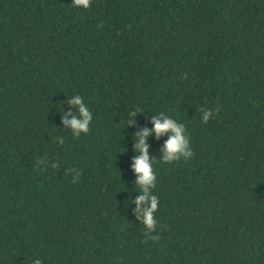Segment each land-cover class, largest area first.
Instances as JSON below:
<instances>
[{
  "label": "trees",
  "instance_id": "trees-1",
  "mask_svg": "<svg viewBox=\"0 0 264 264\" xmlns=\"http://www.w3.org/2000/svg\"><path fill=\"white\" fill-rule=\"evenodd\" d=\"M71 2L0 0V264H264V0ZM161 112L193 156L147 138L148 230L133 137Z\"/></svg>",
  "mask_w": 264,
  "mask_h": 264
},
{
  "label": "clouds",
  "instance_id": "clouds-1",
  "mask_svg": "<svg viewBox=\"0 0 264 264\" xmlns=\"http://www.w3.org/2000/svg\"><path fill=\"white\" fill-rule=\"evenodd\" d=\"M71 3L77 8H89L91 0H72ZM68 102L78 109V115L69 120L67 119L69 113H63L65 117L64 123L70 125L73 134L79 137L81 132L87 133L89 131V126L93 121V114L85 103L84 98L79 94L71 96ZM58 107L62 109L63 105L60 104ZM139 111L141 110L137 108L129 113L128 123H136L134 117ZM212 115L213 112L210 109L204 110L202 112V121L207 123ZM152 124L153 127L151 129L136 130L133 137L135 141L134 149L138 154L133 158L132 168L136 173V182L140 192V195L135 201V211L139 214V218L148 230L154 229L157 223L155 214L158 210L159 197L151 191V189L156 187L157 177L153 170L155 160L150 158L148 153L149 145L147 138L153 133L157 137L164 133H169L168 139L164 142L163 148L161 149L163 155L160 159L164 163L171 164L174 161H179L181 158L188 160L193 156V151L190 147V138L186 134V127L183 123H179L176 119H173L171 116H165L161 112L153 117ZM33 264H43V260L34 259Z\"/></svg>",
  "mask_w": 264,
  "mask_h": 264
}]
</instances>
